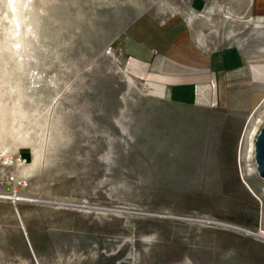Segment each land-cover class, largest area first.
Instances as JSON below:
<instances>
[{"label":"rangeland","instance_id":"374dc122","mask_svg":"<svg viewBox=\"0 0 264 264\" xmlns=\"http://www.w3.org/2000/svg\"><path fill=\"white\" fill-rule=\"evenodd\" d=\"M5 1L0 264H264V180L254 157L240 162L264 124L250 7L218 9V31L193 36L244 57L217 107L148 96L113 44L143 10L188 15L185 0H35L32 44L13 38Z\"/></svg>","mask_w":264,"mask_h":264},{"label":"crops","instance_id":"0c3cea01","mask_svg":"<svg viewBox=\"0 0 264 264\" xmlns=\"http://www.w3.org/2000/svg\"><path fill=\"white\" fill-rule=\"evenodd\" d=\"M185 4L188 15L192 10L199 13L194 21L184 14L164 19L143 10L115 37L114 47L123 58L125 72L139 81L148 96L173 104L223 107L230 101L233 73L243 66L244 57L233 46L206 49L193 36L197 32L202 36L203 25L217 32L215 16L221 8L228 11L229 19L231 13L245 12L248 5L249 15L264 22V0H185ZM205 14L213 18L211 22Z\"/></svg>","mask_w":264,"mask_h":264},{"label":"bare ground","instance_id":"6f19581e","mask_svg":"<svg viewBox=\"0 0 264 264\" xmlns=\"http://www.w3.org/2000/svg\"><path fill=\"white\" fill-rule=\"evenodd\" d=\"M34 1L35 0H6L5 1L6 9H7L5 17L7 18V20H9V23L11 24L10 29L12 30L11 33H12L13 38H17L16 35H17V33H19V35H22L24 37H28V39L27 40L25 39L24 41H29L30 44H32L31 38L33 35H35V32L31 29V26H32L31 22H27V21H26V23H24V22L27 18L30 17V15L27 11L33 6ZM198 15H199V13L193 12V10H192L191 14L188 15L190 22H192L191 20H193L194 17H196ZM205 16L210 20V22L212 21L213 18L210 15L205 14ZM21 22L26 24L25 25L26 29H24L25 27H21ZM22 36H20V37L22 38ZM20 39H17V40H20ZM29 43L26 45L27 46L26 49H28V52L25 55L26 57H28L29 52L33 50L31 48L32 46L30 47ZM18 44H20V43H18ZM13 54H16L17 57H19V58L23 56L21 53H18L17 51L13 52ZM30 54H32V53H30ZM21 63H19L17 65H21ZM32 71H38V70L36 68H32ZM252 73H253L252 74L253 77H256L257 80H264V65H261V66L257 65V64L252 65ZM31 76L40 78V73L39 74L36 73L35 76H33V74H32ZM253 127H256L255 123L253 124ZM254 134H255V132L249 134L245 150L243 151V154L241 153L242 156L240 157V159H241L240 162L242 161L243 165H244V163H247L248 160H250V159L253 160V157H254L253 156V153H254L253 136H254ZM242 162H241V164H242ZM255 166H256V164H255Z\"/></svg>","mask_w":264,"mask_h":264},{"label":"water","instance_id":"95a60500","mask_svg":"<svg viewBox=\"0 0 264 264\" xmlns=\"http://www.w3.org/2000/svg\"><path fill=\"white\" fill-rule=\"evenodd\" d=\"M254 160L258 176L264 180V124L254 140Z\"/></svg>","mask_w":264,"mask_h":264},{"label":"built area","instance_id":"2783aa9c","mask_svg":"<svg viewBox=\"0 0 264 264\" xmlns=\"http://www.w3.org/2000/svg\"><path fill=\"white\" fill-rule=\"evenodd\" d=\"M258 134V131H257V133H256V135ZM256 135H255V137H256Z\"/></svg>","mask_w":264,"mask_h":264}]
</instances>
